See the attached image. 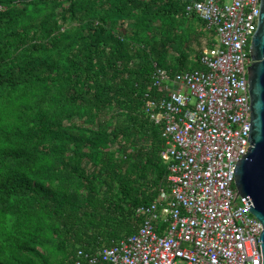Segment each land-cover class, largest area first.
<instances>
[{
  "label": "trees",
  "instance_id": "1",
  "mask_svg": "<svg viewBox=\"0 0 264 264\" xmlns=\"http://www.w3.org/2000/svg\"><path fill=\"white\" fill-rule=\"evenodd\" d=\"M182 0H0V264H74L166 187L154 64L200 69Z\"/></svg>",
  "mask_w": 264,
  "mask_h": 264
},
{
  "label": "built area",
  "instance_id": "2",
  "mask_svg": "<svg viewBox=\"0 0 264 264\" xmlns=\"http://www.w3.org/2000/svg\"><path fill=\"white\" fill-rule=\"evenodd\" d=\"M261 0H182L211 44L200 69L154 64L142 112L159 127L166 187L139 206L137 231L108 247L77 250L74 264H262V224L235 186L251 147L248 67Z\"/></svg>",
  "mask_w": 264,
  "mask_h": 264
},
{
  "label": "water",
  "instance_id": "3",
  "mask_svg": "<svg viewBox=\"0 0 264 264\" xmlns=\"http://www.w3.org/2000/svg\"><path fill=\"white\" fill-rule=\"evenodd\" d=\"M250 56V127L247 141L251 147L237 161L233 173L238 193L245 197L250 213L262 224L259 242L264 264V0L260 1L258 25L251 39Z\"/></svg>",
  "mask_w": 264,
  "mask_h": 264
},
{
  "label": "rangeland",
  "instance_id": "4",
  "mask_svg": "<svg viewBox=\"0 0 264 264\" xmlns=\"http://www.w3.org/2000/svg\"><path fill=\"white\" fill-rule=\"evenodd\" d=\"M206 42H207V39H203L201 47H199L197 49L201 50L205 46ZM176 264H184V263L182 261H178Z\"/></svg>",
  "mask_w": 264,
  "mask_h": 264
},
{
  "label": "crops",
  "instance_id": "5",
  "mask_svg": "<svg viewBox=\"0 0 264 264\" xmlns=\"http://www.w3.org/2000/svg\"><path fill=\"white\" fill-rule=\"evenodd\" d=\"M208 35H209V34H208ZM209 37H210V36H208V38H209ZM205 46H207V45L205 44ZM205 46H204V47H205ZM137 228H138V227H137ZM136 231H137V230H136Z\"/></svg>",
  "mask_w": 264,
  "mask_h": 264
}]
</instances>
